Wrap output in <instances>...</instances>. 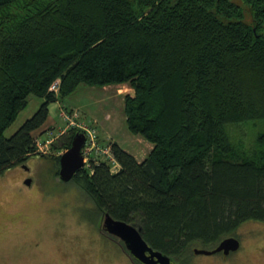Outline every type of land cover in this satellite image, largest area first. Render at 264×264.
I'll use <instances>...</instances> for the list:
<instances>
[{
	"label": "trees",
	"instance_id": "trees-1",
	"mask_svg": "<svg viewBox=\"0 0 264 264\" xmlns=\"http://www.w3.org/2000/svg\"><path fill=\"white\" fill-rule=\"evenodd\" d=\"M80 83H127L126 126L152 144L137 160L111 142L116 171L88 159L73 174L100 213L171 258L264 222V131L249 150L231 133L264 122V0H0V176L48 158L37 131ZM30 95L44 100L7 136Z\"/></svg>",
	"mask_w": 264,
	"mask_h": 264
},
{
	"label": "rangeland",
	"instance_id": "rangeland-1",
	"mask_svg": "<svg viewBox=\"0 0 264 264\" xmlns=\"http://www.w3.org/2000/svg\"><path fill=\"white\" fill-rule=\"evenodd\" d=\"M127 93H133L127 83H80L68 96L49 106L51 113L39 129L40 138H52L56 143L79 123L96 132L101 148L117 140L137 160L143 159L152 144L126 126L123 104ZM43 100L30 95L25 108L4 133L13 134ZM238 123L231 133L249 150L264 131V122L259 119ZM63 151L50 147L45 153L48 158H28L26 165L36 169L28 184L19 169L10 168L0 176V264H134L118 250V254L109 252L98 240L96 221L101 214L97 207L74 181H63L57 173L59 163L55 157ZM87 154V159L94 161L106 159L102 152ZM235 235L242 249L233 253L228 262H222L218 253L194 255V247L175 260L182 264H264V222H242Z\"/></svg>",
	"mask_w": 264,
	"mask_h": 264
},
{
	"label": "water",
	"instance_id": "water-1",
	"mask_svg": "<svg viewBox=\"0 0 264 264\" xmlns=\"http://www.w3.org/2000/svg\"><path fill=\"white\" fill-rule=\"evenodd\" d=\"M85 135L81 131L76 132L71 138L69 148L61 152L58 163V175L63 181L72 179L73 174L84 166L81 149L85 143ZM26 184L30 183L28 179ZM103 228L124 242L126 250L142 264H171L172 258L158 249H152L142 237V229L133 223L122 219L113 218L108 212L103 214ZM239 248V239L234 235L227 236L213 248L194 247L195 254H211L223 250L227 254L231 250Z\"/></svg>",
	"mask_w": 264,
	"mask_h": 264
},
{
	"label": "flooded vegetation",
	"instance_id": "flooded-vegetation-1",
	"mask_svg": "<svg viewBox=\"0 0 264 264\" xmlns=\"http://www.w3.org/2000/svg\"><path fill=\"white\" fill-rule=\"evenodd\" d=\"M31 158L45 159L46 157L38 155V156H35V157H30V159ZM13 169L14 170H18L19 169L18 171L21 174H23L22 180L24 181V183L28 179L31 180V177L30 176L33 175L36 172V169L35 168L33 169L31 166L26 165V162L25 163L16 164V167L13 168ZM100 214H101V216H98L97 217L98 219L96 221V230L99 231V234L97 232V234H98V240L101 241L102 245L105 248H107V250L109 252L115 253L117 250L120 251L122 255H126L127 256L128 261L131 262V263H134V264H142L135 257H133L132 255H130V253L128 252V250H126V248L124 246V242L122 240H119V238H117L115 235L107 232L103 228V226H102L103 218L102 217H103V214L104 213H100ZM234 236L239 239V237L237 235L234 234ZM241 249H242V246H241V241L239 239V248L238 249L231 250L227 254H225L223 252V250H220L219 252H215V253H218L220 255V258H222V262H228L230 260V258H231L230 256H232L233 253H237V252L241 251ZM118 251H117V254H118ZM215 253H212V254H215ZM193 254L194 255H198V254H202V253L195 254L193 252ZM204 255H207V254H204ZM171 264H182V263L181 262H177L175 260V258H172V263Z\"/></svg>",
	"mask_w": 264,
	"mask_h": 264
},
{
	"label": "built area",
	"instance_id": "built-area-1",
	"mask_svg": "<svg viewBox=\"0 0 264 264\" xmlns=\"http://www.w3.org/2000/svg\"><path fill=\"white\" fill-rule=\"evenodd\" d=\"M58 89H59V79H57L56 81H54L50 85V90L57 92ZM62 115L66 117L65 113H63V112H62ZM70 122L74 123V119H70ZM76 126H78L79 130H81L85 135V140H84L85 143L81 149V152L83 153L84 163H85V161H88V159H87L88 151H94L96 153L102 152V153L106 154L105 158L111 165L110 166L111 171H116L119 164L117 161H115V159L112 155V152L110 151V147L104 146V148H101V146L99 145V142L96 138V132L93 129H89L85 125H82V124L80 125L79 123ZM52 140H53L52 138L42 139L38 135L35 138V142H34L36 144V149H35L36 153H38V152L42 153V154L47 153L50 149Z\"/></svg>",
	"mask_w": 264,
	"mask_h": 264
},
{
	"label": "crops",
	"instance_id": "crops-1",
	"mask_svg": "<svg viewBox=\"0 0 264 264\" xmlns=\"http://www.w3.org/2000/svg\"><path fill=\"white\" fill-rule=\"evenodd\" d=\"M51 104H54V103H51ZM51 104H50V105H51ZM50 105H49V106H50ZM50 113H51V111L49 112L48 117L50 116ZM48 117H47V118H48ZM39 133H40V130H39ZM115 141L117 142V140H113L112 142H115Z\"/></svg>",
	"mask_w": 264,
	"mask_h": 264
}]
</instances>
